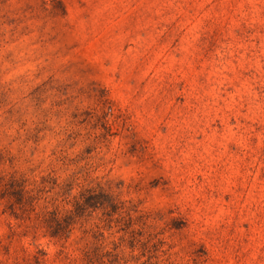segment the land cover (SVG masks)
Returning a JSON list of instances; mask_svg holds the SVG:
<instances>
[{"label":"rangeland","instance_id":"obj_1","mask_svg":"<svg viewBox=\"0 0 264 264\" xmlns=\"http://www.w3.org/2000/svg\"><path fill=\"white\" fill-rule=\"evenodd\" d=\"M89 263L264 264V0H0V264Z\"/></svg>","mask_w":264,"mask_h":264},{"label":"trees","instance_id":"obj_2","mask_svg":"<svg viewBox=\"0 0 264 264\" xmlns=\"http://www.w3.org/2000/svg\"><path fill=\"white\" fill-rule=\"evenodd\" d=\"M72 186L69 185L64 188L63 209L48 202L43 215H41L44 223L50 229L46 236L60 242H68L79 220L91 216L93 212L106 211L109 208L113 212H117L121 208L114 196L103 190L97 192V189L87 188L82 189L77 196H72ZM15 189L7 186L3 194L4 198H17L16 202L20 207V211H26L28 208L36 210L41 202L40 196L26 191L24 187L20 189L15 187ZM50 205L53 209H50ZM68 206L69 208H67ZM12 209L16 211L14 206H12ZM116 247L118 246L116 245Z\"/></svg>","mask_w":264,"mask_h":264}]
</instances>
